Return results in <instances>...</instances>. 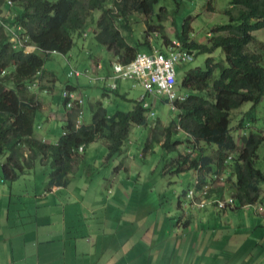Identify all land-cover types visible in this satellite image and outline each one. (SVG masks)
<instances>
[{"label": "trees", "instance_id": "1", "mask_svg": "<svg viewBox=\"0 0 264 264\" xmlns=\"http://www.w3.org/2000/svg\"><path fill=\"white\" fill-rule=\"evenodd\" d=\"M158 1L0 0V180L18 181L42 165L49 171L46 189L66 187L73 179L77 165L84 161L85 149L90 144L97 142L106 149L105 161L108 163L128 152L126 147L132 127L137 126L149 131L144 153L152 150L155 143H159L166 153L178 150L167 172L171 168L175 173L193 171L188 190L196 189L198 198L220 200L226 193L234 199L232 207L248 203L264 205V151H260L264 145L263 129L241 137V151H238L232 134L236 127L246 125L245 116L256 121L252 118L253 113L264 96V44L253 46L254 32L264 28V0H229L226 9L229 21L213 28L207 44L197 41L187 44L191 31L187 19L176 28L175 38L181 42L179 49L190 48L194 56L177 67L175 90L185 96L183 101L175 102L179 122L175 124L176 119H173L174 122L163 129L157 121L150 127V118H157L156 99L161 98L167 104L168 96L148 93L137 79L111 77L115 62L126 65L137 53H151L153 44L160 46L158 39L169 43L164 21L152 23L149 17ZM95 13H99V17L94 37L113 56L109 65L104 63L102 66L111 71V76L100 81L101 78L95 79V73L88 67L84 70L71 67L67 72L68 79L76 78L78 83L79 78H83L85 84L78 86L67 82L62 87L59 94L63 107L66 108L70 93L77 87L83 89L92 84L101 86L104 95L126 97L121 92V84L127 85L133 80L132 84L140 88L142 98L136 96L133 100L131 95L127 101L133 106L128 111L110 109L97 101L92 107L89 124L78 125V110L73 107L66 113L67 123L57 143H47L35 133L36 117L41 108L40 93L51 94L50 91L56 89L45 82L48 76H53L52 81L56 80L55 75L45 71V63L52 54L67 55L76 39L83 37L94 24ZM156 16L161 18V15ZM142 22L146 29L142 28ZM154 33L158 34V39L151 44L148 36ZM216 49H221L219 60L213 56ZM199 54L205 55L203 65L191 66ZM179 68H187L180 82L177 79ZM35 79H39L36 88L33 87ZM156 94L159 97L155 98ZM84 99L81 92L78 100L84 102ZM245 103L251 104L246 112L240 109ZM168 112L171 114L172 109L168 108ZM232 120L237 121L235 127ZM178 126L186 134L180 135L176 130ZM207 148L214 149L212 156L206 154ZM221 170L225 180L213 183L202 195V186L216 182Z\"/></svg>", "mask_w": 264, "mask_h": 264}, {"label": "crops", "instance_id": "2", "mask_svg": "<svg viewBox=\"0 0 264 264\" xmlns=\"http://www.w3.org/2000/svg\"><path fill=\"white\" fill-rule=\"evenodd\" d=\"M102 66L101 61L90 59L88 68L95 73L94 78L96 74L111 76ZM51 84L55 86L56 81ZM77 84L84 85V79ZM134 86L121 84L126 97L118 99L100 94L115 105L112 109L123 110V101L130 99ZM77 89L80 95L83 91ZM56 91L54 88L50 93ZM83 95L85 105L89 96ZM39 102L40 111H46L51 124L36 136L57 143L68 110ZM50 102H54L53 97ZM155 106L156 121L164 127L173 116L161 98L156 99ZM57 120L62 123L60 135L52 129ZM126 157L121 159L122 168L126 167L122 165ZM86 165L85 149L84 161L77 165L66 187L46 189L49 171L42 165L18 181H0V264H264V224L258 214L249 213L251 208L235 206L219 213L211 206L212 213L204 212L207 220L196 223L181 217L185 209L195 211L192 205L190 210L189 203H177L173 214L167 212L170 203L150 208L145 202L136 205L124 200L111 180ZM131 175L126 186L136 193L138 186ZM177 192L174 188L173 193ZM218 231L231 239L223 243L225 237L217 236Z\"/></svg>", "mask_w": 264, "mask_h": 264}, {"label": "rangeland", "instance_id": "3", "mask_svg": "<svg viewBox=\"0 0 264 264\" xmlns=\"http://www.w3.org/2000/svg\"><path fill=\"white\" fill-rule=\"evenodd\" d=\"M170 2L174 7H177L174 0H170ZM182 5L183 8L176 18V23L180 24V22L187 18L188 15L195 16V18L193 19L190 18V23L194 29V35L198 42L206 43L207 37L204 36L207 31L211 30L217 24H224L228 22V17L224 13V11L226 10L225 8L228 6V0H201L199 3L197 2V0H191L186 1V3ZM209 6H212L214 8V12L206 11L203 13V11L207 10ZM159 8L160 6H157L156 9L159 10ZM98 17L99 15L95 13L92 19L94 24H91V26L88 28L87 37L77 38L75 46L67 55L64 56L61 53L52 54L46 61L44 66L45 71L47 72V74L55 75V87L58 90V93L56 91L53 94H48L45 92L42 93L43 91H41V101L43 103H45L46 101V103H51L55 108H60V110L64 109L60 98L61 94H59V92L62 87L66 86L67 82H71L72 84L77 83L76 78H72L69 80L67 77V72L71 67L84 70L89 67L90 59L101 61L103 64L105 63L107 65H109V63L113 61L112 54L104 46L99 44L94 37L92 29L95 27ZM168 17L169 18H167V21L164 23L165 33L167 34V36L171 34L175 35V27L173 19L171 18L172 15H169ZM257 36L258 38L264 40V29L257 32ZM219 53L221 54V51ZM215 55V58L219 60L220 55ZM204 60L205 55L199 54L195 57L194 61L190 65H203ZM186 69L179 68L177 76L178 82L182 80L184 71ZM46 79H48V81H45L47 82V84H51L50 82H54L52 81L53 76H48L46 77ZM79 80H83V78H79ZM133 82L134 81L131 80L130 85ZM82 91L87 96H89V98H86L84 105L85 112L83 121L85 123H91L92 121L93 111L91 108V104L96 105L97 102L94 99L103 101V105L109 107L110 109L115 107V105H110L109 101L103 99V96L100 94L102 93L101 86H95L92 84L91 86L84 87ZM139 92V87L133 88V90L131 91L133 100H135V97ZM52 97L54 98V102H50V98ZM111 97L115 99L119 98L118 96H115L113 94ZM87 99L89 100L87 101ZM131 104L133 103L129 101H123V110H130ZM53 106L52 108H54ZM249 108H251V104L245 103L240 109L246 112ZM254 111L255 112L253 113L252 118L256 119V121L253 122L255 129H264V96L262 97L260 103ZM56 116L60 115L56 114ZM244 118L247 121H251L248 116H245ZM232 123L233 125H236L237 121L233 120ZM49 124H51V121H48L46 111H40L36 117V135L37 133L39 134L42 130L46 129ZM61 124L62 123L57 120L52 127L53 130H57V135L61 134ZM148 135L149 131L147 128L133 126L130 133V141L128 142L126 147L128 149V152L123 154L122 157H119V159H111L110 161H108V163L104 160L106 159L104 150L99 149L101 145L98 143H92L86 148V166H89V168L93 169L96 173L100 172L101 176H106L109 180H111V183L114 186H118L121 191V195L126 197V199L124 200L132 202L136 205L145 202V204H149V208L152 205L161 203L167 205L168 203H170L168 205L167 212L171 210L170 214H173L177 210V203L183 204L185 201L189 200L186 197V193L188 191V187L192 183L194 174L192 173L193 171L175 173L172 168L171 171L168 170L169 172H167L171 161L177 157L178 150L166 153L159 143H155L152 150H148V152L144 153V147L146 143L145 141ZM236 142L237 144L242 145V141L239 138H236ZM213 150V148L205 149L206 154L210 156L214 154ZM179 151H181V148H179ZM260 151H264V145L261 146ZM124 155L127 156L126 159H123L125 161L126 167L122 168L120 162ZM262 169H264V165ZM118 171L120 172L118 173ZM222 171L223 170H221L220 172V176L222 175ZM130 173L132 174L131 179L133 180V183L135 182L138 186V190L136 193L133 191V188L131 189V187L128 188L126 186V183L128 181L127 177L128 175H130ZM208 176H210V174ZM218 179H220V177H218ZM174 188L178 189L177 194L173 193ZM185 204L187 206V203ZM190 205L191 204H189V208L191 210ZM192 208H194L193 210L195 211H192L190 213L189 210L185 209V215H183L182 213L181 217L199 223L201 221L207 220L205 218L206 213L204 215V212H206L205 210L211 211V213L213 212V208H211V206H207L206 208H198L193 206ZM249 213L254 215L253 209H251ZM178 219H180V217ZM204 225H206V223H204ZM199 228H204V226L200 225ZM208 231L210 230L208 229ZM221 235L222 231H218L217 236ZM222 237L224 238L225 236L222 235ZM231 237L232 236H228V238L225 237L223 243L228 239H231Z\"/></svg>", "mask_w": 264, "mask_h": 264}, {"label": "clouds", "instance_id": "4", "mask_svg": "<svg viewBox=\"0 0 264 264\" xmlns=\"http://www.w3.org/2000/svg\"><path fill=\"white\" fill-rule=\"evenodd\" d=\"M174 1L176 3L177 7L176 6L174 7L173 4L170 2V0H159L158 3H155V7H154V10H153V13L151 14V16H149L150 18H152L151 19L152 23H157V21H164L163 22V25H164V23L167 21V18H169L168 16L172 15L171 18L173 19L175 32H176V28L179 27L181 25V23H184V20L181 21L180 24L176 23V18L178 17L180 11L183 8L182 4L186 3V1H191V0H174ZM197 2L199 3L200 1L197 0ZM157 6H160L159 10L156 9ZM228 7H229V0H228V6L225 9H227ZM206 11L214 12V8L212 6H209L207 8V10L203 11V13L206 12ZM224 13L226 14V10L224 11ZM97 15H99V13H97ZM156 15H161V18H158ZM226 16L228 17L227 14H226ZM190 18L193 19V18H195V16L188 15L187 18H185V19H187V22H188V24L190 26V29H191L189 37L187 39V44L190 43L191 41H197L196 38H195V35H194V33H195L194 29H193V27L191 26V23H190ZM228 21H229V18H228ZM224 24H226V23H224ZM218 25H223V24H217L216 26H218ZM215 27H213V28H215ZM142 28L146 29V25H145L144 22H142ZM213 28L211 30L207 31L205 36H204V37H207L206 44L208 43L209 38L213 34ZM262 29H264V28H262ZM262 29H260V30H262ZM164 30H165V28H164ZM92 31H94V28L92 29ZM259 31H255L254 34H253L256 37L253 46H256V47L259 44H264V40L258 38V36H257V32H259ZM87 35H88V32L84 33L83 37H87ZM166 36H167V34H166ZM157 37H158L157 33L151 34V35L148 36V41L152 44L154 42L155 38H157ZM167 37L170 39L169 43H163L164 42L163 39H158L157 38L158 40H160V42H159L160 46L159 45L156 46L155 44H153L152 52L151 53H145V54H149L150 55V54H153L154 52H158V53L163 54L165 57H169L171 54H174V53L178 54L179 60L175 63V66H174L175 76H176L178 65H180V63L182 61H190V60H192L193 56H194V51L192 49H190V48H187L185 50L179 49V47L181 46V42L178 39L175 38V35L171 34V35H169ZM198 43H202L203 44L204 42H198ZM160 49H163L164 52H162V50H160ZM220 51H221V49H216L214 51L215 53L213 54V56L215 54L219 55ZM254 51H256L255 47H253V52ZM185 55L189 56L190 59H180L182 56H185ZM115 64H117V63L115 62ZM175 76H174V84H173V87H172V93L174 94V96L170 97L168 94H166L168 96V98H169V102L167 103L168 108L172 109V113L171 114H172L173 117L171 118V120L169 122L171 124L174 122L173 119H176V121H175L176 123L175 124H177L179 122V117H178V112H177L178 109L176 108L175 102L176 101H183L185 99V96H182V95L178 94L176 92V90H175V85H176ZM107 77L108 76H103V77H97L95 79H98V78L100 79L101 78L100 81H103ZM111 77H112V79H114V75L111 76ZM50 83H52V82H50ZM38 84H39V79H35V83L33 84V87L36 88L38 86ZM70 94H73V97L69 96V101L67 102L66 109L69 111L73 107L77 108V110H78L77 123H78V125H81L82 123H85L83 121L84 108H82V104L84 102L81 101V100H78V98L80 97V95L78 94V89L76 91L70 93ZM161 94L163 95V93H161ZM140 97L142 98V96H140ZM157 97H159L158 94L155 95V98H157ZM76 100L78 101V103H74ZM150 119L152 120L151 124H150V127H151V125L152 126L155 125V121L156 120L152 119V117ZM232 122H233V120L231 121V124H232L233 127H235L236 125H233ZM169 123L166 126H168ZM166 126H164V127H166ZM150 127H149V129H150ZM160 128H163V127H160ZM177 128L178 129H176V130L179 132L180 135L182 133H184V131H182V129H180V126H178ZM251 131H260V130L259 129H257V130L255 129L254 123L252 121H247L246 125L243 126V128H241V127L237 128L236 127L233 130L232 134H233V136L235 138V141H236V138H239L241 140V137L248 136ZM263 132H264V129H263ZM184 134H186V133H184ZM236 144H237V142H236ZM237 149H238V151H241L242 145L237 144ZM79 151L80 152L83 151V147L82 146L79 147ZM228 159H230V158H228ZM221 174H222L221 176H220V174L216 176V179H217L216 182L222 183L223 180H225V174L223 173V171H222ZM195 175H196V171H195ZM218 177H220V179H218ZM0 181H3V180L1 179ZM216 182H208L206 185H203L202 188L200 189L201 190L200 192H202V195H205V193L208 191V189L213 186L212 184L216 183ZM195 192H196V189L188 190L187 193H186V197L189 200L185 201L184 203H189L192 206H195V207H198V208H205L207 206H212V207H215L218 211L221 210V209L224 210L225 208L232 207L233 204H234V199L232 198V196L228 195V194L226 195V193H225L224 197L222 199H220V200L214 199V200L207 201L204 197L203 198H198L197 197L198 194H196ZM202 200H205L204 206H202V207L201 206H197L196 203L200 202ZM220 202H224L225 203L224 206L220 207V205H219ZM243 207L253 209L254 213L258 214L261 217L262 221H264V205L262 203H254V204L248 203V204L243 205Z\"/></svg>", "mask_w": 264, "mask_h": 264}, {"label": "built area", "instance_id": "5", "mask_svg": "<svg viewBox=\"0 0 264 264\" xmlns=\"http://www.w3.org/2000/svg\"><path fill=\"white\" fill-rule=\"evenodd\" d=\"M180 59H190L189 56H182ZM179 60L178 54H171L165 57L163 54L154 52L153 54L137 53L134 59L126 64L120 63L114 66V79L118 77H128L139 80L146 91L150 94L154 92L168 94L173 97L172 87L174 84L175 63ZM78 74V73H77ZM115 84L113 85V87ZM73 97V94H70ZM231 201V200H230ZM205 200L197 202V206H204ZM220 202V207L224 206Z\"/></svg>", "mask_w": 264, "mask_h": 264}]
</instances>
